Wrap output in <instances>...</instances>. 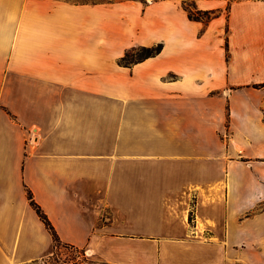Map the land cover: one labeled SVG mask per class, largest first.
<instances>
[{
	"label": "crops",
	"instance_id": "0c3cea01",
	"mask_svg": "<svg viewBox=\"0 0 264 264\" xmlns=\"http://www.w3.org/2000/svg\"><path fill=\"white\" fill-rule=\"evenodd\" d=\"M191 1L0 0V264L55 252L29 191L103 264L260 249L264 0Z\"/></svg>",
	"mask_w": 264,
	"mask_h": 264
},
{
	"label": "rangeland",
	"instance_id": "374dc122",
	"mask_svg": "<svg viewBox=\"0 0 264 264\" xmlns=\"http://www.w3.org/2000/svg\"><path fill=\"white\" fill-rule=\"evenodd\" d=\"M187 6L192 9L195 8V2L191 0H186ZM203 20H207L205 16H203ZM142 53L141 50L134 52L131 55L132 57H138ZM259 244H261L260 249H256L253 247H249L246 250L242 247L237 246L235 251H231L230 253L221 254L222 258L224 257L225 262L224 264H264V237L262 238L263 241L261 242L260 238ZM250 244H257L258 242L254 241V239L249 240ZM258 245V244H257ZM35 264H103L94 260L90 257V254L86 253L85 249H80L79 251L75 250L74 248L60 244L58 248L55 249V252L39 261Z\"/></svg>",
	"mask_w": 264,
	"mask_h": 264
},
{
	"label": "trees",
	"instance_id": "16d2710c",
	"mask_svg": "<svg viewBox=\"0 0 264 264\" xmlns=\"http://www.w3.org/2000/svg\"><path fill=\"white\" fill-rule=\"evenodd\" d=\"M184 6L189 11V16L193 20H201L204 22H209L212 18V14L210 12L199 11L196 8L190 9L187 6V2L184 3ZM203 16H205L207 18V20H203L204 19ZM162 48H163V44H159V45L153 46V47L134 48L133 50H131L130 52H128L126 54V56L122 59L121 62H122V64L127 65V66L132 65L133 63H136V62L142 61L144 59H147L149 57L155 56L156 54H158L162 51ZM139 50H141L142 53L137 58L136 57L131 58V55L134 52H137ZM28 195H29V199L31 201V205L35 208L39 217L44 222V224L46 225L49 232L52 234L53 239H54L55 244H56V248H58L60 244L62 245V241L59 237V234H58L56 228L52 224V222L49 219V217L47 216V214L43 211L41 206L34 200V197H33V194L31 191H29ZM64 245L70 246L77 251H79L81 249V248H78L74 245H69V244H64Z\"/></svg>",
	"mask_w": 264,
	"mask_h": 264
},
{
	"label": "built area",
	"instance_id": "2783aa9c",
	"mask_svg": "<svg viewBox=\"0 0 264 264\" xmlns=\"http://www.w3.org/2000/svg\"><path fill=\"white\" fill-rule=\"evenodd\" d=\"M31 141H33V138H31ZM86 253L88 254V252L86 251Z\"/></svg>",
	"mask_w": 264,
	"mask_h": 264
}]
</instances>
